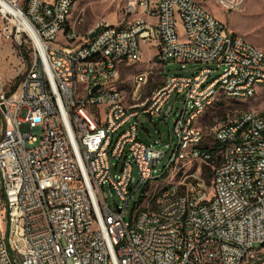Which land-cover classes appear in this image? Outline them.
Segmentation results:
<instances>
[{
    "label": "built area",
    "instance_id": "built-area-1",
    "mask_svg": "<svg viewBox=\"0 0 264 264\" xmlns=\"http://www.w3.org/2000/svg\"><path fill=\"white\" fill-rule=\"evenodd\" d=\"M71 2L0 0L3 31L14 30L29 55L15 91L0 85V263L264 264V101L214 128L218 147L191 154L186 173L153 198L182 147L204 137L190 131L189 117L223 84L246 99L264 81V53L194 0H124L128 22L97 21L84 36L66 25ZM22 19L28 29H18ZM141 44L154 50L149 64L160 75L168 65L192 68L164 76L150 108L135 109L148 72L118 94H101V86L140 62ZM85 52H98L96 65ZM245 63L261 64V72L248 73ZM73 68H80L78 86H71ZM172 97L182 107L167 140L145 144L139 119L152 123ZM207 158H214V190L200 182V167L191 171ZM182 185L191 192L182 194Z\"/></svg>",
    "mask_w": 264,
    "mask_h": 264
},
{
    "label": "rangeland",
    "instance_id": "rangeland-1",
    "mask_svg": "<svg viewBox=\"0 0 264 264\" xmlns=\"http://www.w3.org/2000/svg\"><path fill=\"white\" fill-rule=\"evenodd\" d=\"M201 5L212 16L220 20L230 33H236L242 36L246 41L254 47L264 52V0H244L237 7L231 4V0H224L228 8H224L219 4V0H194ZM124 0H80L77 2L71 12L68 28H74L75 32L81 36L88 34L94 29L97 21H106L112 24H125L131 18L124 16L123 11ZM76 21V24H75ZM7 27L0 23V53L2 55L1 63L8 64V72H10L13 81L11 87H16L20 77V69L28 65L29 55L25 47H19L15 39L14 30L11 32L3 31ZM9 35V37H5ZM63 38L60 32L56 42L61 43ZM141 60L136 65H130L125 71H120L119 81H115V87L119 91H128L133 88V78L140 72H148L149 78L146 87L141 92V101L149 97L157 87L163 83L164 76L176 74H187L192 68L189 66L186 71H180L178 65H168L164 68L163 74L160 75L158 70L151 68L150 62L153 58L154 50L150 45L141 44ZM1 76V73H0ZM140 101V102H141ZM264 97L256 95L253 98L243 100H226L219 99L197 119L195 126L199 128L204 139L202 145L213 143L214 138L212 131L214 128L227 121L235 119L240 113L249 110H257L261 106ZM182 107L180 99L172 97L162 108L161 116L154 118L150 123L145 118L139 119V124L147 132L139 130V138L145 144H151L153 141L167 140L168 134L173 123V115ZM172 112L167 116H163L167 109ZM190 166L189 161H183L181 164L171 167L167 174L155 182L153 187V198L156 199L161 188L170 185V182H177L178 178L186 173ZM200 167V178L205 182L208 190H211L212 168L204 163L200 166L195 164L191 171ZM1 197V188H0ZM113 202H116L113 200ZM112 203V202H111ZM132 203V201H131ZM130 209V206H129Z\"/></svg>",
    "mask_w": 264,
    "mask_h": 264
},
{
    "label": "bare ground",
    "instance_id": "bare-ground-1",
    "mask_svg": "<svg viewBox=\"0 0 264 264\" xmlns=\"http://www.w3.org/2000/svg\"><path fill=\"white\" fill-rule=\"evenodd\" d=\"M79 1L80 0H77V2ZM77 2H71V4L65 10V21L67 26L69 24L71 9ZM21 28L24 29L29 28L28 23L24 19L20 20V22L18 23V29ZM261 53L264 52L261 51ZM97 59H98V52L84 53V60L89 61V65H96ZM245 71H248V73L261 72V64L245 63ZM96 75H104V68H96ZM262 76H264V69H262ZM79 78H80V68H73L71 86H78ZM139 79H140V74L136 75L133 78V86L139 82ZM119 92L121 91H119V89L115 87V82L101 86V94L111 95V94H118ZM154 93L155 91L149 97L145 98L141 102L135 101V109L150 108V100L153 99ZM256 95H260L264 97V81H259V86L252 87V93L246 94V100L249 98H253ZM219 99L243 100L245 99V93L240 92V89H230V84L221 85L219 90L211 89L210 92L208 93V100L202 101L201 104L199 105L198 113H196L195 116L189 117L190 131H195V133L197 134H203L202 131L195 126V123L197 119L205 112L206 108L210 107L215 101ZM159 116H161V113H154V118ZM88 117L97 118V109L88 108ZM260 130H264V114L260 115ZM213 138H214L213 143H209L205 145H202L204 137H200L197 139H190V144H188V146L182 147L181 158L175 160V162L168 168V170L171 167L181 164L183 161L191 162V154L193 153L204 154L209 151H214V147H218V137L213 136ZM244 151H253V144L245 143ZM201 163L209 165L212 168V174H213L214 158H207L206 160H202ZM223 168H230V161H223ZM164 176L165 175H162L160 179ZM200 182H203V184L206 185L201 178H200ZM154 186H156V184H154ZM168 186L165 188H161L156 199H161L162 197L165 196V193L168 190ZM214 187H218V180H212L211 190H214ZM189 192H191V185H182V194H189ZM137 201H144V193H137Z\"/></svg>",
    "mask_w": 264,
    "mask_h": 264
},
{
    "label": "crops",
    "instance_id": "crops-1",
    "mask_svg": "<svg viewBox=\"0 0 264 264\" xmlns=\"http://www.w3.org/2000/svg\"><path fill=\"white\" fill-rule=\"evenodd\" d=\"M74 7V6H73ZM72 7V9H73ZM72 9H71V12H72ZM71 15V13H70ZM70 19V17H69ZM154 55V54H153ZM1 58H2V55L0 53V73H1V76H0V85L3 86L4 90L8 93H11L13 91H15V85L14 87H11V84H12V81H13V77H11V74L10 72H8V64H13L15 61H8L7 62V65L6 64H3L1 63ZM149 65V62L147 63ZM22 66H21V69H20V73L22 72Z\"/></svg>",
    "mask_w": 264,
    "mask_h": 264
},
{
    "label": "water",
    "instance_id": "water-1",
    "mask_svg": "<svg viewBox=\"0 0 264 264\" xmlns=\"http://www.w3.org/2000/svg\"><path fill=\"white\" fill-rule=\"evenodd\" d=\"M92 37H93V34H90V35L88 36L89 39H91ZM96 89H97V87L93 88L92 92H94Z\"/></svg>",
    "mask_w": 264,
    "mask_h": 264
},
{
    "label": "trees",
    "instance_id": "trees-1",
    "mask_svg": "<svg viewBox=\"0 0 264 264\" xmlns=\"http://www.w3.org/2000/svg\"><path fill=\"white\" fill-rule=\"evenodd\" d=\"M2 194V193H1Z\"/></svg>",
    "mask_w": 264,
    "mask_h": 264
}]
</instances>
